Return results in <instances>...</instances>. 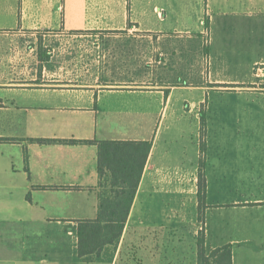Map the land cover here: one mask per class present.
Listing matches in <instances>:
<instances>
[{
	"label": "crops",
	"instance_id": "0c3cea01",
	"mask_svg": "<svg viewBox=\"0 0 264 264\" xmlns=\"http://www.w3.org/2000/svg\"><path fill=\"white\" fill-rule=\"evenodd\" d=\"M20 33L76 41L103 34L144 43L166 60L191 58L197 42L196 54L209 66L197 85L180 78L126 79L113 73L111 59L105 60L106 80L92 73L99 69L93 64L80 80L47 79L43 71L60 48L39 44L37 77L0 82V139L8 140L0 142V264H175L176 236H196L185 227L189 220L203 234L207 253L229 244L232 264H264V197L221 203L208 189L205 199L220 210L227 204L237 216L226 234L225 227L206 229L196 211L197 169H163L174 155L164 150L162 133L166 124L178 130L192 120L198 125L202 94L212 91L236 98L230 117L236 115L237 124L247 118L264 144V81L254 71L264 63V0H0V39L14 44ZM184 92L200 95L188 100ZM212 104L221 117L222 102ZM69 140L151 143L121 238L108 251L111 261L78 259V222L97 216V147L58 142ZM254 181L264 186V174ZM183 197L191 199L190 215L171 208ZM156 198L160 213L152 209ZM177 242L184 250L187 241ZM188 242L189 249L197 247L196 240Z\"/></svg>",
	"mask_w": 264,
	"mask_h": 264
},
{
	"label": "rangeland",
	"instance_id": "374dc122",
	"mask_svg": "<svg viewBox=\"0 0 264 264\" xmlns=\"http://www.w3.org/2000/svg\"><path fill=\"white\" fill-rule=\"evenodd\" d=\"M102 35H93L76 41L66 34L61 37L62 34L20 33L15 36L14 44L11 40L8 44L9 39H0V82H15L21 76L27 79L37 77L39 44L53 49L60 48V52H55L59 57H54L43 71L47 79L80 80L83 77L82 74L87 71L86 67L93 64L99 69L94 68L92 73L96 72L98 74L96 77L106 80L104 74L106 59H108L107 62L112 60L108 65H112L113 73L121 74L126 79L134 77L149 82L170 80L174 83L180 78L186 79L187 84L193 85L202 84L206 79L208 59L196 54L197 42L191 43V58H184L181 54V57L166 60L163 57L158 58L156 52L154 56L152 48L144 43L113 41ZM72 52L75 54L74 57L71 56ZM60 63L64 64H61L59 69H54ZM184 93L192 96L188 97V100H197L200 95L198 92ZM202 98L204 104L198 110L202 108L203 111L199 115L201 118L198 125L195 120H192L181 130H178V124L164 126L162 133L167 135L166 139L168 138L164 150H168L174 158L170 165L164 166L163 169H197L198 172L199 168H202L206 180V197L208 198L209 189V198L221 203L233 199L264 197V186L257 188L254 181L258 179V174H264V144H261L256 135L259 129L255 131L256 134H253V128L247 123V118L245 124H237L236 115L230 117L235 97L227 93L217 94L208 91L203 92ZM213 101H220L224 105L222 109L224 113L221 117L214 115ZM205 107H209V110L206 111ZM163 143L164 141H161V144ZM157 200L156 198V201L151 204L155 205L154 208L152 207L154 213L163 211L162 206L158 207L156 204ZM221 206H223L222 210L217 209L208 199H205L204 207L196 211L203 216L206 229L207 224L209 230L225 227V231L222 230V232L226 234L229 232V223L234 222L237 212L230 210L227 204ZM171 208L177 214L190 215L194 211L191 199L186 197H183L180 202L171 203ZM185 227L191 229V233L195 231L196 236L177 235L176 240L180 242L185 240L187 243H189L188 239L192 242L197 241L201 231L195 221L189 220V224ZM177 241L175 264H197V247L193 245L189 249L186 243L183 250L178 246Z\"/></svg>",
	"mask_w": 264,
	"mask_h": 264
},
{
	"label": "trees",
	"instance_id": "16d2710c",
	"mask_svg": "<svg viewBox=\"0 0 264 264\" xmlns=\"http://www.w3.org/2000/svg\"><path fill=\"white\" fill-rule=\"evenodd\" d=\"M45 60V59H44ZM227 87V86H217ZM203 127V124L201 125ZM0 139V142H7ZM53 143L54 140H36ZM63 144H93L97 147L98 207L93 220L79 221L75 230L77 256L83 262L111 261L109 249L118 244L129 216L141 176L151 150L146 141H58ZM206 180L197 172L198 208L204 207ZM106 256V257H105ZM197 264H232V247L227 244L207 253L204 236L197 240Z\"/></svg>",
	"mask_w": 264,
	"mask_h": 264
},
{
	"label": "built area",
	"instance_id": "2783aa9c",
	"mask_svg": "<svg viewBox=\"0 0 264 264\" xmlns=\"http://www.w3.org/2000/svg\"><path fill=\"white\" fill-rule=\"evenodd\" d=\"M254 71L256 77L261 81H264V63L257 65Z\"/></svg>",
	"mask_w": 264,
	"mask_h": 264
}]
</instances>
